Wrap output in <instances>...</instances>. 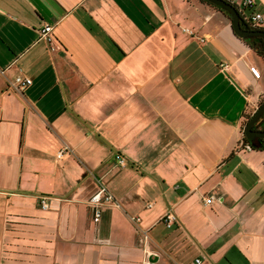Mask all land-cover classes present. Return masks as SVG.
<instances>
[{
    "label": "crops",
    "instance_id": "obj_1",
    "mask_svg": "<svg viewBox=\"0 0 264 264\" xmlns=\"http://www.w3.org/2000/svg\"><path fill=\"white\" fill-rule=\"evenodd\" d=\"M0 69V264H264V140L239 145L264 67L216 7L0 0Z\"/></svg>",
    "mask_w": 264,
    "mask_h": 264
},
{
    "label": "built area",
    "instance_id": "obj_2",
    "mask_svg": "<svg viewBox=\"0 0 264 264\" xmlns=\"http://www.w3.org/2000/svg\"><path fill=\"white\" fill-rule=\"evenodd\" d=\"M232 5L235 6L239 19H241L248 27L252 29H262L264 30V14L254 8V0H225ZM51 24L43 23L37 30V38L45 39L48 43H50L52 36L50 34L51 31ZM191 33V31H189ZM200 40L203 37L199 38ZM50 49L53 47L50 45ZM218 67L222 70L227 68L226 62H219ZM0 71H2L0 69ZM31 82V79L26 75L16 74L10 80L7 81V85L13 90L21 92L22 89L27 86ZM239 145L245 149H250L251 145L248 141H240ZM69 149L67 145H62L58 148L55 152V156L59 157L65 150ZM115 161L119 165H124L126 163V159L120 155L119 153L115 152L113 154ZM200 200L202 204H207L211 201V195H200ZM86 203L90 207L91 210V219L93 221H97L99 219L101 210L103 205H113L118 206V202L115 200L112 193L109 189L105 186L104 183L97 180L96 187L89 193L86 199ZM38 204L39 207L44 209L48 207V203L46 201V196L40 195L38 196ZM173 214L170 210H166L162 215L159 217V220L163 221L166 225H169L173 220ZM131 220H138L136 215L130 216ZM195 262H198L199 259L195 258Z\"/></svg>",
    "mask_w": 264,
    "mask_h": 264
},
{
    "label": "water",
    "instance_id": "obj_3",
    "mask_svg": "<svg viewBox=\"0 0 264 264\" xmlns=\"http://www.w3.org/2000/svg\"><path fill=\"white\" fill-rule=\"evenodd\" d=\"M212 4L218 5L220 9L226 11L230 20V28L234 34L239 37L260 36L262 39L264 49V30L262 29H248L240 25L238 12L234 5L225 0H207ZM264 112V99L256 106L251 115L242 126V133L250 143H253L256 138H264V129L254 128L252 125L255 120Z\"/></svg>",
    "mask_w": 264,
    "mask_h": 264
},
{
    "label": "trees",
    "instance_id": "obj_4",
    "mask_svg": "<svg viewBox=\"0 0 264 264\" xmlns=\"http://www.w3.org/2000/svg\"><path fill=\"white\" fill-rule=\"evenodd\" d=\"M205 1L206 3H209L211 5H213L214 7H216L219 11H221L224 15H226V17L229 19V16L227 15L226 11H224L223 9H220L218 7V5L212 4L211 2L207 1V0H202ZM240 20V25L244 28H248V29H252L250 27H248L241 19ZM230 26V20H228V27ZM232 34L239 39L240 41L243 42V44L251 49L256 55L260 56V58H262V60L264 61V49H263V44H262V39L260 36H252V37H239L236 34H234L232 32ZM262 115H264V112L261 113V115L255 120V122L253 123V127L255 128L257 126V123L260 119V117H262ZM248 119V118H247ZM244 140H247V138L244 137ZM264 140V138H256L254 140L253 143H250L251 148H261V142Z\"/></svg>",
    "mask_w": 264,
    "mask_h": 264
},
{
    "label": "rangeland",
    "instance_id": "obj_5",
    "mask_svg": "<svg viewBox=\"0 0 264 264\" xmlns=\"http://www.w3.org/2000/svg\"><path fill=\"white\" fill-rule=\"evenodd\" d=\"M229 20V19H228ZM261 61H262V65H263V67H264V61L262 60V58H261Z\"/></svg>",
    "mask_w": 264,
    "mask_h": 264
}]
</instances>
